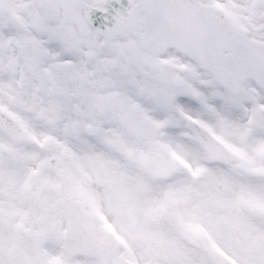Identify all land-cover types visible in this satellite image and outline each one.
Segmentation results:
<instances>
[{"label": "snow or ice", "instance_id": "6c2138e0", "mask_svg": "<svg viewBox=\"0 0 264 264\" xmlns=\"http://www.w3.org/2000/svg\"><path fill=\"white\" fill-rule=\"evenodd\" d=\"M0 264H264V0H0Z\"/></svg>", "mask_w": 264, "mask_h": 264}]
</instances>
